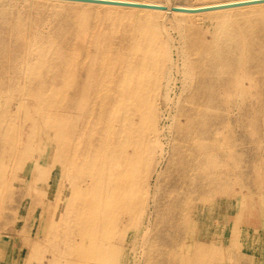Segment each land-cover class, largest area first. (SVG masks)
Here are the masks:
<instances>
[{
  "label": "rangeland",
  "instance_id": "obj_1",
  "mask_svg": "<svg viewBox=\"0 0 264 264\" xmlns=\"http://www.w3.org/2000/svg\"><path fill=\"white\" fill-rule=\"evenodd\" d=\"M40 3L0 0V42L12 49L0 52V264H264L261 9L181 21ZM23 31L28 58L14 49ZM114 38L156 63L132 145L101 113L111 95L101 106L79 70L49 79L29 68L42 65L40 46L77 47L89 61Z\"/></svg>",
  "mask_w": 264,
  "mask_h": 264
},
{
  "label": "bare ground",
  "instance_id": "obj_2",
  "mask_svg": "<svg viewBox=\"0 0 264 264\" xmlns=\"http://www.w3.org/2000/svg\"><path fill=\"white\" fill-rule=\"evenodd\" d=\"M25 1L31 2L32 5L33 4L41 5L40 2H53V3L57 2V3H71V4H77V5H86L88 7L92 6V7L98 8V9L101 8L104 11L109 12V13L114 12V10H118V8L129 9V11L127 13H125L126 16H127V14L133 15V16L134 15L139 16L140 13L145 12V14L147 15L146 16L147 18L148 17H158V16H161L162 14H165V13H174L175 17L177 14V17H179L178 19L181 21H183V20L188 21L192 17L201 18V17H205V16H217V17H220V19L226 20V18L232 17V15H234V14L245 13L246 11H250V9H252L254 11H258L261 9L260 14L262 15V17L264 19V3L250 4V5L236 6V7H230V8H222V9H214V10H206V11H194V10H197L200 8H206V7H210V6H218V5H223V4L244 2V1H249V0H222V1L202 3V4H198V5L188 3L186 0H185L186 2L181 1L180 3H177L176 5H169V4L163 3L159 0H119V1H125V2H136V3H144V4H150V5H159V6L166 7V9L144 8V7H133V6H119V5L97 4V3H85V2L66 1V0H25ZM173 8H179V10H173ZM89 14H91V13H89ZM3 15H5V14H3ZM5 16L7 17V15H5ZM121 16H122V14H121ZM25 24H26V22H25ZM38 25H37V27H38ZM24 26L26 27V25H24ZM118 26H120V25H118ZM37 27H35V28H37ZM247 27H251V25L249 24ZM29 29H30V27H29ZM31 29H32V27H31ZM60 29H61V27H60ZM34 30H36V29H34ZM116 30H117V28H116ZM24 31H25V29H24ZM8 32H10V31H8ZM35 33H37V32H35ZM0 34H4V33H0ZM17 34L19 36V32ZM21 35H24L23 38L25 40H23V39H22L23 41L19 40L20 41L19 44L17 42V45L14 49L17 50V52L21 51L25 55L24 57L28 58L29 54H31L32 48L30 45L32 43L30 44V42L26 40L25 32ZM29 35H30V33H29ZM56 35H58V34H56ZM231 35L232 34L230 31H226L221 36L219 41L226 43L231 39ZM32 36H33V34H32ZM254 36H255V33L253 34V31H250V38L253 39ZM43 37H42V40H43ZM3 38H2V40H3ZM35 38H36V36H35ZM39 38H40V36H38L36 39H39ZM42 40H40V41H42ZM115 40H118V39L114 38V40L110 39L108 41L105 39H103V41L100 40L101 42L95 48V51L92 54H90V56L87 55V58H88L87 60H89V61H86V58H85L86 56L83 57L81 60L79 59L81 49H79L77 47H73L69 50L68 49L63 50L62 48H59V49H56V48L51 49L50 48V49H48L46 46H40V50H37L36 52H37V55L39 56L40 60L42 61V65L33 64L32 66L30 65L29 68H30V73L33 76H35L37 78L46 77L49 79H54L57 77H64V78L68 77V79H69V77H71L72 75L77 76V71L79 70L80 71L79 74L80 75L83 74V76L86 77L85 82L90 83L92 86L91 87V97L93 95H101V101H100L101 106L104 105L105 107H107L106 100H105L104 96L111 95L110 106H109L110 112L104 113V111H102L101 113L106 114L108 116H110L112 114L113 118H112V121H111L109 126L112 129L117 128V130H118L117 133L114 131V135L116 136V138H119L120 133H123V136L125 137L124 143L129 142L132 145L134 143L132 140L134 139L135 135H133V132H132L133 127H131L132 126L131 124H132L134 118H136V115H138L142 110V104H143L142 103L143 96L141 95L142 91L150 93V89H148V88H150V86H152V84L154 83L152 81V79L155 77L154 72L156 71V66H155L156 63H155L154 57L150 56V49H148L147 47L146 48H139L138 45L136 44L137 42L135 40L130 39V38L129 39L124 38L123 40L121 39V41L120 40L115 41ZM6 41H8V40H6ZM43 42H45V41L43 40ZM0 43H5V42L2 41ZM6 43H5V46H3L4 44L2 45L3 47L0 48V52L8 55V58H9L8 53H10L12 51V49L7 47ZM10 44H11V42H10ZM12 44H13V42H12ZM251 44H253V40H251ZM10 46H12V45H10ZM128 47H132L133 54H135V56L128 55V53H127ZM222 47H223V45H222ZM34 49L35 48H33V50ZM15 50H13V51H15ZM226 50H228L227 47H223V49L221 48L220 55L222 54V52L225 53ZM12 53H14V52H12ZM138 53H140V57H136V55ZM33 54L35 55V53H33ZM17 55L22 56V54H19V53H17ZM17 55L15 54V56H14L15 59H16ZM82 55H83V53H82ZM84 55H85V53H84ZM29 58H31V57H29ZM20 59H22V57H20ZM77 59H79V60H77ZM13 60H14V58H13ZM29 62H27V63H29ZM13 64H15V63H13ZM17 66H18V64H16V67ZM73 68H75V69H73ZM23 69L25 71L24 67H23ZM54 69H56V70H54ZM9 70H10V68H9ZM44 70L46 71V73ZM83 70H84L85 74H84ZM11 72H13V68H12ZM79 82H81V81H79ZM221 87H223V86H221ZM225 87H227V86H225ZM83 88L84 87H80L78 89L79 93L80 92L82 93ZM222 90H224V89H222ZM68 94H70V93H68ZM223 94H225V93H223ZM226 95H227V93H226ZM220 100H222V99H220ZM91 109H92L91 106L86 108V110H85V111H87L85 113L86 116L91 111ZM120 110H122L124 112V115H123V117L119 118L117 113H119ZM221 118L222 117H220V119ZM218 124H220V122ZM219 131H220V128H219ZM216 133L218 134L219 132L217 131ZM197 138L200 139L201 136H198V137L193 136L192 137L193 140H195ZM220 147H222V146L219 144V148Z\"/></svg>",
  "mask_w": 264,
  "mask_h": 264
},
{
  "label": "water",
  "instance_id": "obj_3",
  "mask_svg": "<svg viewBox=\"0 0 264 264\" xmlns=\"http://www.w3.org/2000/svg\"><path fill=\"white\" fill-rule=\"evenodd\" d=\"M66 1H76V2H85V3H97V4H109V5H119V6H133V7L166 9V7L159 6V5H150V4L136 3V2H125V1H119V0H66ZM258 3H264V0H249V1H244V2L223 4V5H218V6H210V7H206V8H200V9H197V10H194V11H206V10L230 8V7L244 6V5L258 4ZM173 10H179V8H173Z\"/></svg>",
  "mask_w": 264,
  "mask_h": 264
}]
</instances>
